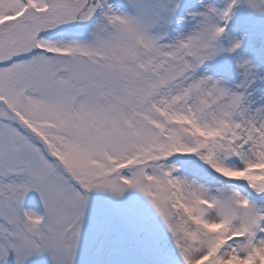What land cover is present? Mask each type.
Here are the masks:
<instances>
[{"label":"snow or ice","instance_id":"obj_1","mask_svg":"<svg viewBox=\"0 0 264 264\" xmlns=\"http://www.w3.org/2000/svg\"><path fill=\"white\" fill-rule=\"evenodd\" d=\"M0 264H264V0H0Z\"/></svg>","mask_w":264,"mask_h":264}]
</instances>
